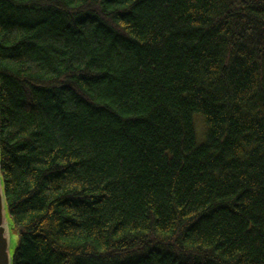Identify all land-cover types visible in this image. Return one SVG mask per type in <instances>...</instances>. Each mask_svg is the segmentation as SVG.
Segmentation results:
<instances>
[{
    "label": "trees",
    "instance_id": "obj_1",
    "mask_svg": "<svg viewBox=\"0 0 264 264\" xmlns=\"http://www.w3.org/2000/svg\"><path fill=\"white\" fill-rule=\"evenodd\" d=\"M0 160L13 264H264V0H0Z\"/></svg>",
    "mask_w": 264,
    "mask_h": 264
},
{
    "label": "water",
    "instance_id": "obj_2",
    "mask_svg": "<svg viewBox=\"0 0 264 264\" xmlns=\"http://www.w3.org/2000/svg\"><path fill=\"white\" fill-rule=\"evenodd\" d=\"M4 185L0 160V264H13V254L17 245H13L15 237L13 234L12 219L10 213H8Z\"/></svg>",
    "mask_w": 264,
    "mask_h": 264
},
{
    "label": "rangeland",
    "instance_id": "obj_3",
    "mask_svg": "<svg viewBox=\"0 0 264 264\" xmlns=\"http://www.w3.org/2000/svg\"><path fill=\"white\" fill-rule=\"evenodd\" d=\"M195 126H196V130H197V135H198V141L203 143L204 140L202 139L204 137L205 134V123L203 121V119H201L200 116H196L195 117ZM15 244H17V240L14 238L13 241V245L16 246Z\"/></svg>",
    "mask_w": 264,
    "mask_h": 264
}]
</instances>
